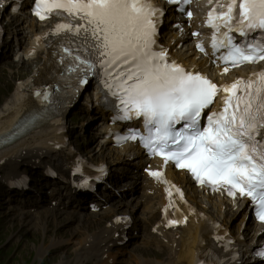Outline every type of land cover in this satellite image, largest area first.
I'll return each mask as SVG.
<instances>
[{"label": "snow or ice", "instance_id": "6c2138e0", "mask_svg": "<svg viewBox=\"0 0 264 264\" xmlns=\"http://www.w3.org/2000/svg\"><path fill=\"white\" fill-rule=\"evenodd\" d=\"M33 11L41 20L53 14L69 17L71 22L55 31L88 46V58L74 59L86 66L85 73L103 74V86L119 101L114 119L143 118L147 134L130 130L125 139L139 136L165 165L173 161L200 183L228 185L230 196L249 197L264 222V72L218 87L207 76L170 62L165 49L155 50L163 9L153 0H36ZM207 23L215 29L213 50L227 49L220 57L226 65L264 60V0H221ZM234 34L243 39L237 42ZM198 47L205 51L203 44ZM87 82V75L80 78ZM221 92L222 110L212 111Z\"/></svg>", "mask_w": 264, "mask_h": 264}, {"label": "bare ground", "instance_id": "6f19581e", "mask_svg": "<svg viewBox=\"0 0 264 264\" xmlns=\"http://www.w3.org/2000/svg\"><path fill=\"white\" fill-rule=\"evenodd\" d=\"M169 29V23L166 24V28H165V32H167V30ZM180 57H183L184 54H179ZM49 71V67H47V65L44 66L43 69H41L39 71V74L37 76V78L30 80L28 79L25 83H23L22 86H20L15 93H13L11 95V97H9L6 102L0 107V135L5 134L6 132H8L9 130L11 131L12 128L20 122V120L25 117V116H30L32 114V112L34 111L35 107H36V103L33 101V99L30 97L29 94L26 93V90L29 88V86L31 85H36L42 82L41 77L46 76L47 72ZM90 108V107H88ZM100 113L101 118L103 119V122L105 124L109 123V120L107 118V116L105 117V114L102 113L101 115V110L98 111ZM97 114V113H96ZM93 115H90V118ZM66 118V117H65ZM93 119V117L91 118ZM39 127L38 130L34 131L33 129L26 132L25 134H23L20 138L16 139L15 141H13L10 145L6 144L0 146V160L3 157H6L7 160L4 161L3 164H1L0 166L2 168L7 169V172L5 173V178H9L14 171H17L18 173H20V165L22 163H24L23 160L18 158L22 157L20 155L21 151L24 150H41L42 148H50L49 145V141L50 140H54L55 138L60 137V143L64 144V136L58 135L56 130L52 129V127L49 125V123H36L35 124V128ZM96 137L98 139V144L101 146L102 148V156H105V148H106V140L104 139V132L102 130L101 125L99 126L96 125ZM1 137V136H0ZM111 150L114 151V148L112 146ZM62 151V155L66 154V150L65 149H60ZM125 153H127L128 149H124ZM129 154V153H127ZM67 159H70V154L66 155ZM128 156H124V160H127ZM122 157H118V159L116 160V163L119 164V162L121 161ZM129 163V162H128ZM115 164V163H113ZM123 165H125V163H122ZM130 166L129 168L135 172L136 170H139L141 172V169H139L140 164L135 162V163H129ZM33 165L36 166H41L43 170H45L47 167L49 166H53L52 163H50L49 161H38L36 163H34ZM115 166V165H114ZM140 172L138 174H135L137 176H139L140 178H145V176H143L142 174H140ZM149 184V182H148ZM65 189V188H64ZM63 189V190H64ZM62 190V191H63ZM114 193L106 195L105 197V201L101 202V205H106L109 204L113 197H114ZM160 197V196H159ZM23 198L25 199V197L23 196ZM93 198H95L96 200H99L98 196H93ZM149 201H153L155 202V197H151L148 196ZM25 202V201H24ZM162 202V200H159L156 204H160ZM27 205V204H26ZM19 213L20 217L23 216H28L30 215L29 210L26 209H20L17 211ZM42 210H37V213H41ZM42 214V213H41ZM218 214L219 215H223V213L221 212V209L218 210ZM106 216H101V218L107 217ZM71 218L74 219V217L72 216ZM85 219V221H84ZM31 219H29L30 221ZM78 220L79 221H84V222H80L82 225L85 226L86 228V232H87V236L85 237L84 241L87 240L88 244H86L85 242L83 244L77 245L76 247V259L77 262H73L70 259H66L65 255H63L61 264H86L87 262L83 263L81 262V258L82 257H94L97 260V264H107V261L102 259V255L107 254L108 258H111L113 260V262H111L110 264H115L116 260H118V253L113 254L112 250L110 249V246L112 245H116L118 241L121 240L119 234L123 231H121L123 229V224H117L114 221H110V217H107L105 219V222L102 224H99L96 228H93L90 225L91 220L89 218H85V216L82 218L81 216H78ZM75 221V220H73ZM190 226L192 227H200V230H204V227L202 224H194L191 223ZM143 227V226H142ZM133 228L134 229H140V226H138V224L134 223L133 224ZM144 228V227H143ZM34 229V234L38 235V230ZM157 231H160L162 234L159 233H150L149 235H140V239H147V240H162L163 237H174V234L164 231L162 226H159L157 228ZM117 232H120L119 234L116 235ZM74 233H79V231L74 232ZM116 235L115 237L111 238L109 241V237L110 235ZM205 236H202L200 238V242H202L204 240ZM206 242L208 244L206 245H200V247L197 250V255H208L211 256V250L209 248V241L206 239ZM62 243V247L60 248V250L62 249H68L69 248V244L67 243L66 239L63 238V236H61L60 234L57 235V238H53L50 241L49 245H45V243L40 245L39 248V252H38V256L40 259H42L45 255V253L50 249V246L55 244L57 246H59ZM164 246H169V245H175L174 241L171 240H165L163 241ZM49 252H51V250H49ZM68 254V253H67ZM180 256V254H177L176 257H174L173 252L168 253L166 255V260L167 262H170V264H177V263H172L174 261L173 258H178ZM75 259V257H74ZM163 261V259L161 260ZM156 264H160V263H156Z\"/></svg>", "mask_w": 264, "mask_h": 264}, {"label": "rangeland", "instance_id": "374dc122", "mask_svg": "<svg viewBox=\"0 0 264 264\" xmlns=\"http://www.w3.org/2000/svg\"><path fill=\"white\" fill-rule=\"evenodd\" d=\"M11 90L12 87L10 84L0 82V106L9 96ZM93 114H95V112ZM73 118L75 121L82 120L84 118L88 119L90 118V113H86L84 112L83 108H80L75 112ZM97 122L99 123L101 120L97 119ZM79 140L80 143H82V141H87L83 138H80ZM89 140L93 141V137L91 135H89ZM80 147H84L86 151L91 150V152L93 148L92 144L90 147L87 145L83 146V144H81ZM93 154L95 157L99 156L98 154L94 153V151ZM32 230L34 232V229ZM25 233L26 232L24 229H21L20 227L9 222L8 219L0 216V242L2 240L5 242V245L3 243L0 244V264H33L35 261L34 253H36V259H38L36 264H41L39 261L41 259L38 257L41 243L34 245L31 241L21 239ZM37 236H40V234ZM5 247L9 248L7 252H5ZM31 253H33V255ZM60 254H62L60 255V258H63V255H65L66 259L70 260H74V257L76 258V255L73 253V249H63L62 253ZM42 259H44L45 264H61V260L54 251L49 253L46 252Z\"/></svg>", "mask_w": 264, "mask_h": 264}]
</instances>
